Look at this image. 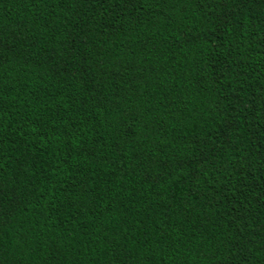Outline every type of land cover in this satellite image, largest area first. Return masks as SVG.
<instances>
[{
    "label": "trees",
    "instance_id": "obj_1",
    "mask_svg": "<svg viewBox=\"0 0 264 264\" xmlns=\"http://www.w3.org/2000/svg\"><path fill=\"white\" fill-rule=\"evenodd\" d=\"M0 264H264V0H0Z\"/></svg>",
    "mask_w": 264,
    "mask_h": 264
}]
</instances>
